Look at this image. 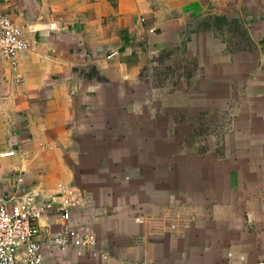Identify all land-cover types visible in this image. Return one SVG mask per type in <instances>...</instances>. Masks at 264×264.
I'll list each match as a JSON object with an SVG mask.
<instances>
[{"label":"crops","instance_id":"1","mask_svg":"<svg viewBox=\"0 0 264 264\" xmlns=\"http://www.w3.org/2000/svg\"><path fill=\"white\" fill-rule=\"evenodd\" d=\"M0 15L28 45L22 84L0 58V152L16 153L0 203L70 185L73 226L109 256L45 264L264 262V0H0ZM177 50L195 72L152 85Z\"/></svg>","mask_w":264,"mask_h":264},{"label":"built area","instance_id":"2","mask_svg":"<svg viewBox=\"0 0 264 264\" xmlns=\"http://www.w3.org/2000/svg\"><path fill=\"white\" fill-rule=\"evenodd\" d=\"M154 33V30L150 31ZM28 49L22 27L0 15V58L16 74V84L23 79L17 73L19 56ZM15 151H1L0 160L15 157ZM23 180L18 179V184ZM82 207V197L72 186L60 183L52 193L38 190L14 194L0 203V264H45V249L61 252L75 251L80 258L101 259L108 262L97 237L82 232L72 224L73 210ZM50 215L63 221L60 233L40 226ZM142 223L141 220H137ZM264 264V262L259 263Z\"/></svg>","mask_w":264,"mask_h":264},{"label":"rangeland","instance_id":"3","mask_svg":"<svg viewBox=\"0 0 264 264\" xmlns=\"http://www.w3.org/2000/svg\"><path fill=\"white\" fill-rule=\"evenodd\" d=\"M195 70L191 62L184 59V53L181 50L171 51L159 57L152 62L151 67L146 72L147 78L154 86H165L170 88L178 81L190 76ZM221 115L209 116V120L219 119ZM219 128L220 126L217 125ZM216 128V127H211ZM209 130V129H208ZM213 130V129H212Z\"/></svg>","mask_w":264,"mask_h":264}]
</instances>
